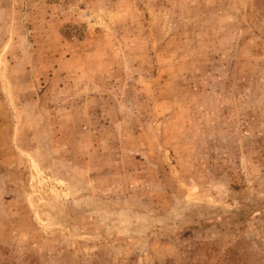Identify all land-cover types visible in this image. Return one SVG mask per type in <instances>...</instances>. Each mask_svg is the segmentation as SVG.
I'll return each mask as SVG.
<instances>
[{"label": "rangeland", "instance_id": "rangeland-1", "mask_svg": "<svg viewBox=\"0 0 264 264\" xmlns=\"http://www.w3.org/2000/svg\"><path fill=\"white\" fill-rule=\"evenodd\" d=\"M0 264H264V0H0Z\"/></svg>", "mask_w": 264, "mask_h": 264}]
</instances>
